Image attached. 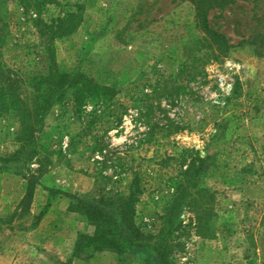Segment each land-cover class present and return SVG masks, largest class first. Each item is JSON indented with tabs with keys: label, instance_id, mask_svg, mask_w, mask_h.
<instances>
[{
	"label": "rangeland",
	"instance_id": "374dc122",
	"mask_svg": "<svg viewBox=\"0 0 264 264\" xmlns=\"http://www.w3.org/2000/svg\"><path fill=\"white\" fill-rule=\"evenodd\" d=\"M57 1L68 2L81 25L54 41L50 60L34 21L56 18L60 8L38 13L0 0V70L32 108L37 78L52 61L116 94L78 113L71 90L45 115L49 164H31L44 173L30 204L27 182L13 168L0 170V264H264V49L246 42L264 31V0L210 12V26L233 45L218 58L188 0ZM20 130L15 111L0 116V157L19 149ZM197 156L209 159L197 182L210 191L198 200L202 225L197 208H182L162 249L158 233L170 226L161 216ZM135 174L143 193L133 220L149 242L123 256L73 259L77 235L93 228L47 190L127 195Z\"/></svg>",
	"mask_w": 264,
	"mask_h": 264
},
{
	"label": "trees",
	"instance_id": "16d2710c",
	"mask_svg": "<svg viewBox=\"0 0 264 264\" xmlns=\"http://www.w3.org/2000/svg\"><path fill=\"white\" fill-rule=\"evenodd\" d=\"M18 2L24 9H33L40 13L46 6L55 5L60 8V14L53 19L43 21L40 17L35 19L34 27L37 29L50 60L52 59V46L56 39H62L73 34L81 25L79 16L71 11L68 2L62 4L57 0H2ZM195 10V19L199 31L203 34L205 44L209 50L214 51L215 58L225 56L232 48L229 39L209 23V14L213 10L222 11L233 5L236 1L245 0H188ZM253 45L257 52L264 49V31L254 32L246 41ZM258 53V54H259ZM36 80V78L34 79ZM38 87L35 86L36 95L32 108L19 95L17 81L9 75L8 71L0 70V116L13 110L18 114L20 133L18 135L19 149L6 157H0V170L13 168L15 175L20 176L27 182L24 202L30 204L36 190L37 182L40 181L44 172H33L31 164L34 161L47 165L48 146L41 145L42 137L50 136L44 133L43 122L45 115L55 105L65 98L66 93L72 90L73 101L76 111L80 113L86 105L97 107L109 104L115 97L116 91L109 87L99 85L88 79L82 72L60 71L52 61L47 76H39ZM95 112V111H94ZM43 155L44 162H41ZM42 159V160H43ZM207 158L197 156L191 161L184 171L181 172V182L177 186V195L171 207L166 210L162 219H167L170 226L158 233V243L155 246L165 247V239L171 233L173 224L171 220L178 217L182 208H197V223L202 225L204 204L199 199L210 193L209 190L197 187L198 179L205 170ZM50 198L57 195L69 201L68 211L78 215L88 226L93 228L92 234L80 233L74 243L73 259H90L95 253L114 251L123 256L130 248H141L149 238L134 224L135 205L143 193V186L138 174H135L128 185L127 195H115L114 197H92L77 195L54 189L47 190ZM51 202V201H50ZM50 203L45 207H49ZM181 225V224H180ZM164 238V239H163ZM157 242V241H156ZM157 248V247H156ZM160 262L159 264H161Z\"/></svg>",
	"mask_w": 264,
	"mask_h": 264
}]
</instances>
